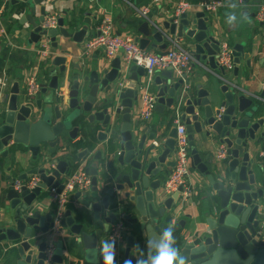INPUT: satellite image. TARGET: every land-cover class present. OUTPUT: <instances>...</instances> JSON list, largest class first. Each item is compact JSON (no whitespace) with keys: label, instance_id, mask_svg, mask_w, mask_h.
Masks as SVG:
<instances>
[{"label":"water","instance_id":"water-1","mask_svg":"<svg viewBox=\"0 0 264 264\" xmlns=\"http://www.w3.org/2000/svg\"><path fill=\"white\" fill-rule=\"evenodd\" d=\"M11 1L13 4L21 1L29 7L21 21L31 22V41L38 42L47 35L53 48L58 49V34L74 41H82L87 34L86 28L75 32L66 28L63 17L58 18L57 27L43 28L48 2L53 5L57 0ZM207 13L203 9L194 16L189 12L179 17L173 15L162 26L143 17L136 39L142 48L149 45L166 48L168 43L164 39L171 35L178 42L190 38L195 59L220 70L217 76L222 78L227 69L219 62L221 40L215 37ZM36 14L38 20H34ZM151 37L157 43H150ZM232 56L235 75L239 74L242 56L251 66L250 53H244L241 44L234 46ZM108 58L98 57L94 64L88 65L89 73L79 76L78 72L68 70L66 55L58 53L49 64L55 66L48 71L50 82L40 84L34 97L21 94L19 82H15L0 100L2 156H8L10 147L27 145L37 158L48 148L59 146L66 131L74 138L82 128L87 133L84 140L95 138V146L98 138L106 140L110 132L108 144L118 151L120 164L114 176L116 184L108 188L106 196L87 199L80 210L66 208L59 227L68 231L54 245L39 233L47 235L55 228V212L42 214L37 200L48 189L57 188L61 192L66 175L83 164L60 159L57 164L47 165L50 156L46 155L43 160L46 166L31 165L30 170H22L13 177L0 190V264H105L101 246L113 240L109 238L110 225L117 219L116 213L109 212L110 196H117L115 190L125 189L130 190L126 196L137 211L136 223L130 225L123 241L114 240V264H124L126 260L136 264L141 250L147 260V240L158 238L160 227L168 225L173 226L174 243L185 264H264V165L250 154V142L264 125V119L257 118L259 107L254 104V98L264 97V56L259 58L254 76L263 85L259 94L242 89L238 79L219 88L213 81V90L204 88L195 76L188 72L178 76L173 68L149 78L142 65L128 63L121 55ZM148 82L156 90L155 108L160 111L167 108L172 116L179 117L186 125L190 142L195 141L196 133L205 131L226 146L227 158L219 164L210 156L203 159L195 145L192 148V165L207 176L209 186L205 189L212 205L207 228H196L189 237L182 234L186 221H176L182 187L166 195L160 191L162 178L173 171L176 163L170 157L176 146L178 124H173L171 138L164 140L157 135V129L148 132L144 120L133 116ZM69 152L65 154L67 158L72 154ZM87 153L88 149L79 156ZM91 164L90 159L85 170L92 177L93 192L98 193L97 164L93 168ZM208 164L214 165L216 173ZM33 178L38 180L31 186ZM76 194L79 197L86 193ZM7 242L10 247L3 252L2 245ZM10 252L17 255L14 262L10 260Z\"/></svg>","mask_w":264,"mask_h":264},{"label":"crops","instance_id":"crops-1","mask_svg":"<svg viewBox=\"0 0 264 264\" xmlns=\"http://www.w3.org/2000/svg\"><path fill=\"white\" fill-rule=\"evenodd\" d=\"M177 1L178 0H57L53 5L48 2V14L53 13L56 14L58 18L63 17L65 19V27L72 28L73 32L86 28L87 34L83 35L82 41H74L73 38H64L61 34H58L57 40L60 44V48L56 49L51 46V53L47 57H44L38 51L40 47L39 41H31V32L33 30L31 22L28 21L24 23L21 21L29 7L24 5L21 1L18 4H13L11 0H0V30H5V33L0 31V53L4 47H8L10 50L5 65L0 69V74L5 70L10 78V83L6 88L5 94L10 92L15 82H19L20 93L26 94L28 78L33 75L36 76L40 84H48L51 80L48 71L51 68H55V66H49V64L51 59L58 53L66 55L68 70L76 73L78 72L79 76L85 73L88 74L90 70L88 69V65L94 64L98 57L108 58L104 47L87 52V44L92 38L98 35V28L107 12L113 17L117 33H133L136 36L139 34V32H137V27L144 19V16L139 12L140 9L149 6L151 8L149 20L154 24L162 26L164 21L170 16L176 15ZM188 1L193 4V9L189 11V13L194 16L197 11L203 10L202 3H208L213 0ZM220 1L223 2L222 5L215 11L207 13L211 18L209 24L213 26L215 37L221 40V44L227 43L231 50H233L236 44H241L244 48V53H250L249 59L251 60V66L249 67L246 64V58L242 56L238 64V75L234 74L233 66L231 68H226L227 70L224 76L219 78L217 75L221 73L220 70L211 69L206 61L194 59L191 69L187 72L189 75L195 76L196 82H201L204 88L213 90V81L216 87L219 88V85L225 82H233L235 79H238L239 86L242 89L247 90L250 94H259L263 85L258 78L254 79V76L259 67V58L264 56V21L258 19L257 11L260 6L264 4V0ZM232 13L235 14V20L229 23L228 16ZM38 16L39 14H36L34 20H38ZM171 37L173 41L164 39V42L168 43L166 48H158L149 45L146 49L160 52L171 49L175 43H178L193 52V41L190 38L186 37L182 41L175 42V36L171 35ZM150 43L155 44L157 42L151 37ZM120 55L122 56V53H118L114 57ZM112 58L109 57L108 59L111 60ZM163 70L164 69L158 71L156 74L161 73ZM177 75L179 76V74ZM149 86L150 83L148 82L141 91L139 102L133 113L135 119L141 118L140 110L144 94L152 93L156 96L155 88ZM246 96L250 97L247 94ZM254 104L259 107L257 118L264 119V97L254 98ZM144 123L149 126L148 132L157 129V135H162L164 140L171 138L170 132L174 123L185 125L184 122L179 120V117L172 116V113L168 112L167 108H165V111H160L155 108L152 117L149 120H144ZM104 131L107 132L105 129ZM85 136H87V133L82 128L79 129L77 136L74 138L69 137L68 131H66L63 141L59 146L56 148H48V151L41 152L37 158H34L33 153L27 145L14 146V148L10 147L8 156L5 157L0 154V158L4 162L3 169L0 171V190L5 189L8 186V182L12 180L13 177L21 174L22 170H30L31 165L41 167L46 166V164H57L60 159H65L69 163L79 162V164L87 166L91 159L92 168L94 164H97L99 192H93V185L91 184L89 189L84 191L86 194L77 197L78 195L75 192L70 198L67 207L79 208L80 210L84 208L87 199L106 196L108 188L116 184L114 176H116L120 167L118 160L119 153L116 149H111L109 147L108 140L110 132H108V138L106 140L98 138V143L93 149L78 145V143L84 140ZM195 136L196 139L194 142L189 141L191 158L188 179L192 187V192L187 201H182L180 199L177 204L178 212L176 216V221H186L182 229V234L188 237L196 228L198 230L207 228L206 219L212 205V198L207 195L205 189L209 186L208 178L203 172L192 165V148L195 145L203 159L208 156L213 157L216 164L223 163L225 158H227V154L225 157L219 156L221 148L226 147L223 143L216 141L212 136H207L205 131L196 133ZM10 144H13V140L10 141ZM250 145L251 156L257 158L264 165V161L260 158V151L264 147V125L257 132L256 139L250 142ZM86 149H88V153L80 157L79 154H83ZM68 152L72 154L67 158L65 154ZM46 155L50 156V161L43 164ZM170 158L173 159V153ZM208 165L211 171L216 173L214 165ZM71 172H69L68 175ZM171 173L172 172L167 173L162 178V187L160 191L165 195L168 194L165 190V183L169 179ZM68 175H66V177ZM110 176L113 177L109 179L108 177ZM115 191L117 196H110L111 203L109 212L116 213L118 217L119 212L122 211L120 209L127 206L125 207L128 210V213L126 212V217L128 214L132 213L131 224L136 223L135 218L137 211L133 202L126 196L127 191L129 192L130 190ZM113 201L114 203H112ZM37 204L42 214L55 212L56 202L54 200L53 191L48 189L43 197L37 200ZM127 223L129 226L131 225L129 222ZM67 231V228H52L51 232L47 235L39 233V236H47L51 245H54L56 240L65 236L64 234H66ZM36 244L37 242L34 245ZM2 246L3 252H6L10 247V242L4 243ZM34 248H36V246ZM11 259L13 262L17 260V255H15L14 252H10V260Z\"/></svg>","mask_w":264,"mask_h":264},{"label":"built area","instance_id":"built-area-1","mask_svg":"<svg viewBox=\"0 0 264 264\" xmlns=\"http://www.w3.org/2000/svg\"><path fill=\"white\" fill-rule=\"evenodd\" d=\"M223 2L220 0H213L208 3H202L203 9L208 12L215 11ZM193 4L188 0H178L176 3V16L191 11ZM151 8L145 6L139 12L142 16L149 19V12ZM257 17L264 21V4L260 6L257 11ZM178 20V19H176ZM44 29L57 27L58 16L56 14H48L45 21L42 23ZM99 33L92 38L87 44V52L104 47L107 56L112 58L118 53H122L124 61L131 63L135 62L137 65H142L147 71L149 78L153 77L158 71L167 68H173L176 74L181 75L191 69L192 63L195 59L193 52L185 47L175 43L171 49L155 52L142 48L136 36L133 33L119 34L116 32L113 17L107 12L103 17L99 26ZM5 33L4 29L0 30ZM168 40L173 41L170 36ZM176 42V41H175ZM39 53L47 57L51 53V39L47 35L42 36L39 40ZM123 50V51H122ZM122 51V52H121ZM219 62L226 68L233 67L232 50L227 43L221 44V52L219 54ZM10 83L8 73L3 70L0 74V100L4 97L6 88ZM40 90V82L35 75L28 78L26 95L34 97ZM156 96L152 93H145L142 98V106L140 110V117L143 120H149L156 107ZM227 150L222 147L219 156L225 157ZM175 166L173 171L165 183V190L168 194L178 191L180 187V198L182 201H187L191 195L192 187L189 184L190 172V145L184 124L178 125V136L176 139V146L173 152ZM260 158L264 161V147L260 151ZM38 178H33L30 185L34 186ZM92 183V177L85 170V166H80L72 171L64 180V188L61 192L57 188L51 189L53 191L54 200L56 202V210L54 215V227L58 228L64 216V212L68 206V202L72 195L77 191H85L89 189ZM130 226L126 222V212L120 211L118 217L110 227V237L113 240L123 241L130 230Z\"/></svg>","mask_w":264,"mask_h":264},{"label":"clouds","instance_id":"clouds-1","mask_svg":"<svg viewBox=\"0 0 264 264\" xmlns=\"http://www.w3.org/2000/svg\"><path fill=\"white\" fill-rule=\"evenodd\" d=\"M233 20H235V14H229V23ZM174 241L173 226H161L159 237L149 238L147 240L149 249L147 260L143 258L144 253L141 250V258L137 260L136 264H185L184 258L180 256ZM101 253L104 257L105 264H114L115 241L103 242ZM124 264H132V261L126 260Z\"/></svg>","mask_w":264,"mask_h":264},{"label":"trees","instance_id":"trees-1","mask_svg":"<svg viewBox=\"0 0 264 264\" xmlns=\"http://www.w3.org/2000/svg\"><path fill=\"white\" fill-rule=\"evenodd\" d=\"M10 53V50L8 47H4L0 53V69L5 65L6 59L8 58ZM95 138H92L90 141L87 140H83L80 143H78L79 146H87L90 149H93L95 146ZM3 165L4 162L3 160L0 158V171L3 169ZM122 211H125L128 213V210L125 207H122V209H120ZM126 221L129 222V224H131L132 220L131 218H127L126 217ZM0 261H1V256H0Z\"/></svg>","mask_w":264,"mask_h":264},{"label":"rangeland","instance_id":"rangeland-1","mask_svg":"<svg viewBox=\"0 0 264 264\" xmlns=\"http://www.w3.org/2000/svg\"><path fill=\"white\" fill-rule=\"evenodd\" d=\"M187 12H189V11H187Z\"/></svg>","mask_w":264,"mask_h":264}]
</instances>
